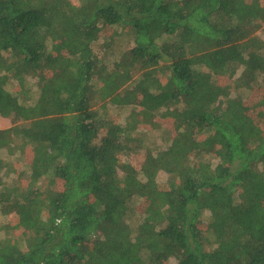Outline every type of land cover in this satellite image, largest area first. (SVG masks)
Returning a JSON list of instances; mask_svg holds the SVG:
<instances>
[{
  "label": "trees",
  "instance_id": "obj_1",
  "mask_svg": "<svg viewBox=\"0 0 264 264\" xmlns=\"http://www.w3.org/2000/svg\"><path fill=\"white\" fill-rule=\"evenodd\" d=\"M78 1L0 0V264H264V0Z\"/></svg>",
  "mask_w": 264,
  "mask_h": 264
},
{
  "label": "rangeland",
  "instance_id": "obj_2",
  "mask_svg": "<svg viewBox=\"0 0 264 264\" xmlns=\"http://www.w3.org/2000/svg\"><path fill=\"white\" fill-rule=\"evenodd\" d=\"M75 4H78L79 1L78 0H74ZM124 30H115L113 33L114 35L119 34V32H121V34L118 35L117 39H119V43L121 44V47H125L128 48L133 44V39H132V34L129 32H123ZM257 35H259L260 37L264 38V22L261 24V26L258 28V31H256ZM95 51L96 53H100L99 50L102 49V41L100 42H96L94 45ZM98 56V55H97ZM98 58L100 59L101 57L98 56ZM101 65L103 66H108V68L111 67V62L109 61H105V62H101ZM242 72V68H240L239 70H237V72L234 74L232 80L229 82L231 84V86L234 84V79L239 77L241 75ZM36 78L33 77H29L28 78V84L27 87H25V89H30L31 88V94H33V97H37L36 96V90H37V86H36ZM16 82V81H15ZM96 82H100V81H96ZM18 82L13 83L11 85L12 90L15 89L14 88V84L16 86ZM234 90L237 91L236 88H234ZM29 91V90H28ZM240 94L241 95H249L250 93L248 92V90L244 89V88H239ZM105 111V110H104ZM107 114L109 115V117L111 118H117L119 122L124 123L125 122V118L127 116V114L130 113V109H125V108H121V107H116L110 104V107L108 108ZM6 119L0 117V128H8L11 126V123L6 124ZM158 133H153L152 135H148V137L145 139V146L149 147V148H153L154 146H156V144L160 142L159 137L157 136ZM19 146L17 145L16 147H12V148H2L0 149V157L1 159H3L4 163H5V167L3 168V176H4V183L5 185H9L12 183L13 179H15V176L18 177V175L22 178V182L27 183V179L25 178V176L20 173V174H15V173H10L9 170L10 168H14L17 172L19 169H24L25 168V164L26 162H29L30 160H32V153L33 150H31V148L29 147L28 149L24 150V153L19 150L18 148ZM145 148L138 150L136 149L134 152H132L129 156V161H131V163L136 166V167H140V165L142 164L144 157H145ZM214 163L218 162V159L215 158L213 159ZM261 170H264V166L260 165ZM26 170V169H24ZM169 179V175L165 172H161L158 177V183L162 186L166 185ZM136 201H134L135 203H137L138 205V200L139 199H135ZM139 215L133 214L129 221L134 225L137 226V224L139 223ZM210 214L208 212L204 213L203 219L207 222L209 220ZM10 216L8 215H3L0 213V224H5L8 220H9ZM4 234V231L1 232V235ZM20 235V233L15 234L16 237H18Z\"/></svg>",
  "mask_w": 264,
  "mask_h": 264
}]
</instances>
